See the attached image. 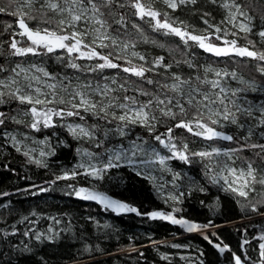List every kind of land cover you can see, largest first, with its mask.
<instances>
[{"label": "snow or ice", "instance_id": "6c2138e0", "mask_svg": "<svg viewBox=\"0 0 264 264\" xmlns=\"http://www.w3.org/2000/svg\"><path fill=\"white\" fill-rule=\"evenodd\" d=\"M157 2L164 5V10L155 7ZM217 2L218 0H211L213 4ZM196 3L197 0H0V14L15 18V26L13 23H7L0 31L2 35L11 30L9 38L0 41V56L5 57V62L13 57L56 54L57 62L77 72L103 73L106 69H117L128 77L137 78L131 82L137 86L131 88L128 80L119 82L116 78L109 79L106 76L102 77L105 81L102 85L97 83L93 87L91 82L73 84L69 80L65 83L63 78H57L40 64L32 63L25 67L21 62L13 61L14 66L8 68L4 63H0V105L15 103L19 109L0 110V137L10 142L16 152L27 158L28 163L47 168L45 158L56 154L48 138L42 141L33 140V143L49 149L45 151L41 148L40 158H34L32 153L37 149L29 148L24 143V140L28 139L27 136H24L23 140L17 139L15 131H8L9 123L24 125L34 132L58 126L65 127L73 139L94 140L97 148L103 144L96 137L98 126L67 122L68 118L84 121L83 114L87 113L107 124L116 122L115 128L109 129L108 132H114L120 137L128 136L133 127H141L167 150L168 155H161L153 145L145 147L147 142L140 137L133 140L128 149L120 146L107 150L109 155L106 162H102V166L92 162L97 159L96 153L77 149L78 154L86 158L87 162L82 160L75 168L62 170L47 183L54 185L59 181H75L78 176L102 180L109 169L121 166V160L135 165L137 157H147L140 159V165L158 164L161 171L172 173L173 186L179 188L175 181L181 179V175L173 172L168 166V161L178 160L190 164L194 158H198L203 163L204 174L212 184L220 185L221 190L238 198L237 202L242 198L246 202L242 204L243 209L264 214V194H261L259 200L254 197L257 185L264 189V169L254 167L250 159L243 161L245 167L234 166L236 160L240 159L237 154L246 150L258 149L255 155L264 160V143L248 142L257 134L254 131L256 127L264 129V104L258 107L252 104L245 106L237 100L241 93L264 89V84L257 85L254 80L245 79L234 69L229 71L227 68H214L211 65L198 67L191 52V49L196 47L217 58H247L256 62L255 70L264 77V47L258 48L257 41L250 38L256 35L264 45V15L260 16L261 27L258 31H254L257 27L254 23L256 17L244 10V6L237 0H220L219 7L227 10V15L220 24L210 23L208 17L211 14L202 13L200 19L206 25L202 30H197L172 15L179 8L194 6ZM136 21L148 24L154 32L177 37L184 48L182 51L179 48L175 51H181L183 58L176 59L173 56L172 60L168 61L161 55L149 60L145 54L136 51L138 42L157 43L155 40L149 41L143 27ZM30 22L35 23L30 26ZM221 25H231V28ZM241 39L245 44L239 43ZM159 47L163 48L164 45L159 44ZM78 61L89 63L82 65ZM93 61L95 63H92ZM181 64L197 72L202 68L203 75L185 78L181 73L171 71L173 67L179 68ZM210 73L214 78H209ZM229 79L237 81L239 86L231 88L227 83ZM144 85L152 87L146 88ZM201 85H207L208 91H204ZM129 91L133 94L128 95ZM141 97L146 99H140ZM22 117L30 119L25 121ZM252 119L256 120L255 125L249 123ZM165 121L171 123L164 132H158L157 126ZM230 126L242 130L243 134L237 136L223 130ZM176 129H183L207 142L229 141L236 143L238 147L227 150L209 147L192 151L188 143L176 142ZM259 135L264 138V131ZM137 140L140 142L137 143ZM222 156L227 157V161L219 159ZM141 174L137 172V175ZM146 178L153 181L156 179L151 174ZM35 187H38L39 192L49 190ZM66 187L70 189L68 195H74L84 201H94L114 213L147 215L152 220L179 225L189 233L201 232L203 239L219 253L230 254L231 264H264V234L256 238L261 241L258 244V259L252 260L246 251L242 259L227 244L214 243L212 237L216 236L215 232L206 233L205 230L217 227L211 220L201 225L178 218L176 214L182 209L175 205L183 203V198L187 195L184 191L167 194L165 203L171 202V211L154 210L141 213L137 207L114 199L95 187H77L75 184H67ZM158 187L163 188L164 185ZM199 191H204V188ZM0 195L9 194L5 192ZM51 219L55 224H60L59 219ZM64 231H71V228L57 231L49 227L46 232L28 229L23 235L38 244L45 241L54 243ZM16 234L15 230L11 233L0 232V264H13L14 260L31 259L33 248L29 243L20 241L19 244H12L7 239L8 236ZM249 243L244 239L241 247ZM4 245H10L7 251ZM85 251H91V248L86 246ZM11 253H15V256ZM162 259L169 260V257L164 255ZM42 264L47 262L42 260ZM199 264H203V261H199Z\"/></svg>", "mask_w": 264, "mask_h": 264}, {"label": "trees", "instance_id": "16d2710c", "mask_svg": "<svg viewBox=\"0 0 264 264\" xmlns=\"http://www.w3.org/2000/svg\"><path fill=\"white\" fill-rule=\"evenodd\" d=\"M219 2L220 0L217 4H213L211 0H197L196 5L181 7L172 15L189 26L202 30L206 27L200 19L204 12L211 14L208 17L210 23L220 24L224 20L225 9L219 7ZM237 2L244 6V10H249L256 17L254 23L257 27L254 31H258L261 27L260 16L264 15V1L237 0ZM155 7L164 10V5L159 2L155 4ZM3 18L4 16L0 15V31L4 27ZM9 19L10 23L15 26L14 18L9 16ZM136 22L141 24L149 41L155 40L157 42L156 44L138 42L136 51L145 54L149 60L161 55L165 56L168 61H171L173 56L176 59L183 58L181 51L184 46L177 37L154 32L148 24ZM221 26L228 27L227 25ZM10 32L11 30H9L8 35L5 32L0 35V41L7 40ZM135 38L139 39L138 37ZM252 38L257 41L258 48L264 47L259 42L258 36L253 35ZM214 42L219 43V41ZM239 43L243 45L245 41L241 39ZM159 44H163L164 47H159ZM4 47L6 48L7 45L5 44ZM177 48L181 51H175ZM191 52L194 54L193 61L198 67L211 65L228 70L234 69L245 79H252L258 85L264 84V77L255 70V65L248 59L217 58L196 47H193ZM39 57L38 60L36 58L34 60L31 56L23 57L21 63L26 64L34 61V63L45 67L50 73L55 75L59 73L57 77L68 75L71 78L75 75L81 79L103 80L100 78L103 75L109 79L116 78L119 82L128 80L130 88L137 86L131 83L137 78L128 77L127 74L117 69H106L103 73L77 72L65 67L56 59H50L48 55ZM18 59L19 57H13L10 61L5 62V57L0 56V63L11 68L14 66L13 61L19 62ZM26 59L27 62H25ZM136 62L139 63V61ZM171 71L179 72L185 78L197 74L203 75L202 68L197 72V70L190 69L184 64H181L179 68L173 67ZM155 78L161 79V77ZM238 86V84H231V88ZM144 87L151 88L152 86L144 85ZM200 87L203 90L208 89L207 85ZM127 94L132 95L133 93L129 91ZM118 95H123V93H118ZM140 99L146 98L141 97ZM237 99L257 105L264 104V89L261 92L241 93ZM13 109L19 110L15 103L0 105V110L11 111ZM83 115L85 116L84 121L78 118H68L67 122L82 123L88 126L97 125L99 131L96 132V137L97 140L103 142L101 147L97 148L94 140L73 139L65 127L58 126V128L34 132L24 125L14 123L7 125L8 131H15L16 134H28L38 140L45 138H48L49 141L64 140L63 146L53 145L56 154L46 160L47 168L28 163L27 158L16 152L9 144L10 142L0 137V145H2L0 146V193L7 192L9 194L7 196L0 195V232L11 233L15 230L17 234L15 236L10 235L7 239L12 244H19L20 241H24L33 248L30 260H14L13 264H42V260L46 261L47 264H187L180 259V253H190L194 256V264H199L201 260L203 264H231L230 254L219 253L215 247L203 239L200 232L189 233L179 225H173L163 220H152L147 215L117 214L111 210H106L94 201L80 200L74 195L67 194L70 191L66 187L67 184H75L77 187H95L96 190L104 192L114 199L137 207L141 213H149L154 210L171 211V203H165L164 198L155 190L154 183L137 175L128 166L109 169L102 180L78 176L75 181H59L54 185L47 183L53 180L56 174H60L62 168L69 167L78 161L81 155L78 154L77 149H86L96 153L99 157H104V153L108 149L116 147L121 142L133 141L140 137L147 144L155 146L164 155H168L167 150L163 149L144 128L133 127L128 136L120 137L114 132H108L109 129L115 128L116 122L107 124L104 120L97 119L87 113ZM22 118L25 121L30 119L29 117ZM170 123L165 121L159 124L157 131L164 132ZM223 130L228 134L237 136L243 134L236 128ZM106 132H108L107 136H105ZM174 134L178 144L186 142L192 151L203 149L206 145L225 148L238 147L236 143L229 141L207 142L192 136L183 129H176ZM248 142L264 143V140L254 135ZM256 151L259 150H246L238 153L240 159L236 160L237 165L244 167L246 165L243 161L250 159L253 161L254 167L264 169V160L255 155ZM219 159L226 161L223 158ZM172 163L174 164L176 161L174 160ZM183 164L182 168L188 172L187 174L191 178L192 188L190 187L191 189L189 188L186 192L187 195L183 198V203L175 205L182 209L180 213L176 214L177 217L201 225L211 220L217 227L209 228L206 233H216V236L212 237L214 243L227 244L242 259H244V252L246 251L252 260H257L258 244L261 241L256 238L264 234V214L243 209L242 204L246 202L242 198H240V202H237L238 198L221 190L220 185L212 184L204 174L203 163L198 158H194L190 164ZM35 186L49 190L39 192L38 187ZM200 188H204V191H199ZM261 194H264V189L257 185V193L254 194L255 199L259 200ZM32 213H36V215H32ZM25 217L27 219H24ZM52 217L59 219L60 224H55L54 220L51 219ZM105 225L109 227H104ZM49 227L57 231L71 228V231L61 232L60 238L54 243L45 241L43 244H38L23 235L28 229L46 232ZM244 239L250 243L242 248ZM164 241L173 242L180 245L179 248L184 247L185 249L177 250L160 244ZM86 246L90 247L91 251H85ZM4 247L7 251L10 245H4ZM132 249H136V251ZM200 253L203 255L201 256ZM11 255L15 256V253H11ZM164 255H167L169 260L162 259Z\"/></svg>", "mask_w": 264, "mask_h": 264}, {"label": "rangeland", "instance_id": "374dc122", "mask_svg": "<svg viewBox=\"0 0 264 264\" xmlns=\"http://www.w3.org/2000/svg\"><path fill=\"white\" fill-rule=\"evenodd\" d=\"M226 15H227V10H225L224 18H225ZM227 26L229 28H231V25H227ZM18 60H19V62H21L22 59L19 58ZM23 65L25 67H28L29 66V64H23ZM203 66H207V65H203ZM214 68L223 69V67H214ZM229 71H231V70H229ZM57 78H63L64 79V82L66 83V78H64V77H57ZM209 78L210 79L214 78L211 73L209 74ZM70 81L73 84H76L77 82L87 83L86 81H83L80 77H72V79ZM103 83H99V84L102 85ZM227 83H228V85L230 87H231V84H238L237 81L230 80V79L227 81ZM93 87H95V85H93ZM204 91H208V89L207 90H204ZM216 91H218V89ZM261 91H262V89L261 90H258L257 92H261ZM237 100H238V102H240L242 105H245V106H247L248 104H252V105H255L257 107L259 106V105L255 104V103H247L246 101L243 102L242 99H237ZM71 123H73V122H71ZM249 123L255 125L256 124V120L255 119H252V120L249 121ZM229 128H235V126H230ZM229 128H226V129H229ZM261 129H262L261 127H256L254 129L255 133H257L255 136H257L258 138H261L262 140H264V138H262L259 135V133L261 132ZM237 130H239V129H237ZM66 131H67V129H66ZM239 131H242V130H239ZM24 136H27L28 137V139L24 140V143L29 148H35V149H37L36 152H33L32 153V155H33L34 158H40L39 157V150L41 148H44L45 151H48L49 150L44 145H40L38 143H33V140H35V141H42V140H45V139H39V140L38 139H34L32 136H30L28 134H24V133H18L17 134V139H20V138H23L24 139ZM23 139H21V140H23ZM49 142H50V144L52 146L53 145H57V146H63L64 145V140H57V141L53 140V141H49ZM139 142L140 141L137 140V143H139ZM131 143H132V141L121 142L118 145H116V147H114V148L123 146L125 149H128L131 146ZM148 145L149 144L146 143L144 146L147 147ZM209 147H216V146L206 145V146H204L203 149H206V148H209ZM114 148H110V149H114ZM220 148L225 149V150L229 149V148H225V147H220ZM203 149H200V150H203ZM200 150H195V151H200ZM157 151H159L161 155H164L159 149H157ZM108 155H109V152L106 151L104 153V157L97 156V159H94L92 162L93 163H97V166H102V162H106V158H107ZM49 157H46L45 159L47 160ZM142 158H147V157H137L136 158V164L135 165H129L126 162H124L123 160L120 161V164H121V166H128V167H130L136 174H137L138 171L141 172L142 174L139 175V176H141V177H143V178H145L147 180H150L152 183H154L155 190L160 194V196L162 198H164V200H165V198H166V196H167L168 193H177L179 191L187 192L190 187L192 188L191 178L187 174L188 172L182 168V166L184 165L182 162H180L178 160H175L176 163L173 164L172 162L174 160L168 161V166L173 170V172H178L181 175V179L175 181V184L179 185V188H176V187L173 186L172 173L165 172V171H161L160 170V166L158 164L148 165V166H142L139 163L140 159H142ZM220 158H223V159H225L227 161V157H223L222 156ZM82 160L85 163L87 162V159L86 158H82V156H81L78 159V161H76L75 163H73L69 167L62 168V170L73 169V168L76 167L77 164H79L80 162H82ZM234 166H236V167H242V166L237 165V163ZM81 171H83V170H81ZM149 174H151V176L156 177L155 181H153V180H151L149 178H146L147 176H149ZM159 185H164V187L163 188H159L158 187ZM169 203H171V202H169ZM160 244L165 245V246L167 245V246H169L171 248H176L177 250H183L182 248H184V247H181V248L174 247V245H176V244L173 243V242H168V241L161 242ZM179 256H180V259L181 260H184L187 264H194V261H193L194 260V256H192L190 253H180ZM182 257H183V259H182Z\"/></svg>", "mask_w": 264, "mask_h": 264}, {"label": "flooded vegetation", "instance_id": "af4514ba", "mask_svg": "<svg viewBox=\"0 0 264 264\" xmlns=\"http://www.w3.org/2000/svg\"><path fill=\"white\" fill-rule=\"evenodd\" d=\"M251 1V0H250ZM264 1V0H263ZM250 15H252L251 13H250V11L249 10H246ZM0 15H2V16H4V18H3V26L5 27L6 26V24L7 23H10V19H9V16H7V15H4V14H0ZM14 20V23H15V18L13 19ZM35 22H30V26H32V24H34ZM3 27V28H4ZM233 30H235V29H233ZM5 34L6 35H8V32H5ZM6 39H7V37H5ZM18 39H19V37H17ZM232 37H229V39H231ZM251 39H253L252 38V36L250 37ZM259 38V37H258ZM254 40V39H253ZM34 60H35V58H36V60H38L40 57H35V56H31ZM48 57L50 58V59H52V60H54V59H56V54H52V55H48ZM32 59V60H33ZM235 59H241V58H235ZM245 59H247V58H245ZM32 60H30V61H32ZM28 60L26 59L25 60V62H27ZM250 62L253 64V65H255L256 64V62H254V61H251L250 60ZM32 63H34V61L33 62H30V63H26V64H32ZM78 63H87V61H78ZM92 63H95V61H93ZM22 64H25V63H22ZM36 64H38V63H36ZM55 75V74H54ZM59 75V73L56 75V76H58ZM62 76V75H61ZM62 77H64V78H66V83L69 81V80H71L72 79V77L71 78H69V76L68 75H65V76H62ZM73 77H75V75L73 76ZM102 77H104L103 75L100 77L101 79H102ZM83 81H86V82H91V84L92 85H96L97 83H103V82H105L104 80H97V79H91V78H88V79H82ZM56 128H58V127H56ZM34 139H37V138H35L34 136H32Z\"/></svg>", "mask_w": 264, "mask_h": 264}, {"label": "bare ground", "instance_id": "6f19581e", "mask_svg": "<svg viewBox=\"0 0 264 264\" xmlns=\"http://www.w3.org/2000/svg\"><path fill=\"white\" fill-rule=\"evenodd\" d=\"M208 230V229H207ZM207 230H205V231H207Z\"/></svg>", "mask_w": 264, "mask_h": 264}]
</instances>
